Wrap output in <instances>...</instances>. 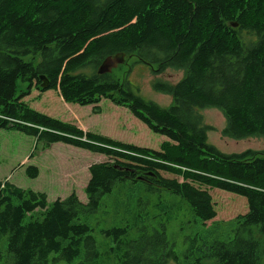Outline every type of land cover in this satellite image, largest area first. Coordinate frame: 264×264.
<instances>
[{
    "label": "trees",
    "instance_id": "1",
    "mask_svg": "<svg viewBox=\"0 0 264 264\" xmlns=\"http://www.w3.org/2000/svg\"><path fill=\"white\" fill-rule=\"evenodd\" d=\"M119 53L156 64V74L185 71L177 83L155 82L173 97L169 107L99 73ZM89 65L95 71L85 72ZM19 79L29 82L20 94ZM33 88L56 90L64 111L80 105L100 116L109 100L169 140L155 150L52 117L24 100ZM209 107L224 114V136L264 137V0H0V130L111 158L89 166L87 202L75 191L49 202L45 192L0 181V264H182L165 225L135 238L128 226L101 229L108 242L98 248L82 218L127 181L181 196L204 223L218 215L209 189L246 198V211L227 222L233 235L201 245L199 260L264 264V150L226 153L210 143L200 113ZM26 173L40 170L28 165Z\"/></svg>",
    "mask_w": 264,
    "mask_h": 264
},
{
    "label": "rangeland",
    "instance_id": "2",
    "mask_svg": "<svg viewBox=\"0 0 264 264\" xmlns=\"http://www.w3.org/2000/svg\"><path fill=\"white\" fill-rule=\"evenodd\" d=\"M157 69L156 64L141 61L136 56H126L125 61L113 68L110 74L122 82L129 83L130 88L145 99L166 108L172 104L173 98L158 91L155 82L160 79L177 83L184 77L185 71L168 68L156 74ZM84 71L91 73L95 68L89 65ZM28 90L29 82L19 79L17 93ZM57 93L52 89L40 92L33 88L32 93L24 100L39 112H46L58 119L69 118L79 125L91 128L95 133H106L124 142L159 150L162 143L169 140L167 136L153 132L127 107L105 100L100 116L93 115V107L80 105L73 106L80 107L79 109L64 111V100L62 97L59 99ZM54 95L57 98H53ZM54 106L56 109L51 112L50 108L53 109ZM200 113L204 122L212 128L208 131V141L221 151L234 153L247 149L264 150V137L236 139L224 136L226 118L219 109L209 107L200 109ZM0 158V181H9L22 188L45 192L49 202L59 197L65 198L73 191L77 192L83 202H87L84 187L90 178L89 166L92 163L111 160L106 155L64 143L45 146L32 135L15 129L0 130ZM28 165L38 166L40 175L36 178L27 175ZM163 175L172 177L169 173ZM131 182L117 184L111 193L101 198L100 207L96 212L82 218L83 222L92 227L100 250H103L108 242L101 229L128 226L129 237L135 238L145 230H162L165 225L169 241L182 264H216V259L199 260L202 254L199 247L215 241L228 240L233 231L232 225L227 222L246 211V198L237 195L230 198L223 196L220 191L209 189L218 205V215L204 223L195 217L190 204L181 196H169L165 190L143 192L136 185H131ZM155 203H159V206H155ZM214 221L217 223L213 224ZM187 251L190 252L189 258L185 257Z\"/></svg>",
    "mask_w": 264,
    "mask_h": 264
},
{
    "label": "water",
    "instance_id": "3",
    "mask_svg": "<svg viewBox=\"0 0 264 264\" xmlns=\"http://www.w3.org/2000/svg\"><path fill=\"white\" fill-rule=\"evenodd\" d=\"M124 57H125L124 53L117 54L115 57H108L102 64L100 68V72L106 73L111 71L113 67H117L120 63H123ZM41 80H42V86L44 88L49 86V80L46 77L41 76Z\"/></svg>",
    "mask_w": 264,
    "mask_h": 264
},
{
    "label": "bare ground",
    "instance_id": "4",
    "mask_svg": "<svg viewBox=\"0 0 264 264\" xmlns=\"http://www.w3.org/2000/svg\"><path fill=\"white\" fill-rule=\"evenodd\" d=\"M234 26H237V24L235 23ZM119 54H120V53H119ZM124 54H125V53H124ZM116 55H117V54H116ZM116 55H115V56H116ZM115 56H109V57H115ZM125 58H126V54H125V57H124V60H123V61H125ZM106 59H107V58H106ZM106 59H105V60H106ZM105 60H104V61H105ZM103 63H104V62H103ZM103 63H102V64H103ZM102 64H101V66H102ZM100 68H101V67H100ZM113 68H115V67H113ZM113 68H112V69H113ZM111 71H112V70H111ZM111 71L106 72V73H110ZM99 73H100V74H106V73H101V72H100V69H99ZM172 98H173V97H172Z\"/></svg>",
    "mask_w": 264,
    "mask_h": 264
},
{
    "label": "crops",
    "instance_id": "5",
    "mask_svg": "<svg viewBox=\"0 0 264 264\" xmlns=\"http://www.w3.org/2000/svg\"><path fill=\"white\" fill-rule=\"evenodd\" d=\"M84 126V125H83Z\"/></svg>",
    "mask_w": 264,
    "mask_h": 264
}]
</instances>
